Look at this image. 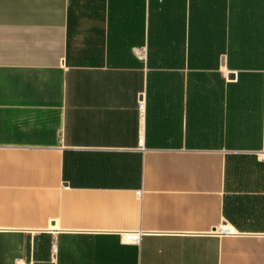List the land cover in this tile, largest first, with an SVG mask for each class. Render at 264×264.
<instances>
[{
    "label": "crops",
    "instance_id": "1",
    "mask_svg": "<svg viewBox=\"0 0 264 264\" xmlns=\"http://www.w3.org/2000/svg\"><path fill=\"white\" fill-rule=\"evenodd\" d=\"M0 264H264V0H0Z\"/></svg>",
    "mask_w": 264,
    "mask_h": 264
},
{
    "label": "built area",
    "instance_id": "2",
    "mask_svg": "<svg viewBox=\"0 0 264 264\" xmlns=\"http://www.w3.org/2000/svg\"><path fill=\"white\" fill-rule=\"evenodd\" d=\"M144 108L143 103H141V109ZM140 195V193H139ZM142 238L141 233H126L122 234V241L123 243H131V244H140ZM55 246V245H53Z\"/></svg>",
    "mask_w": 264,
    "mask_h": 264
}]
</instances>
